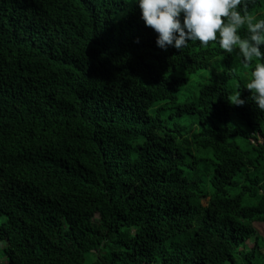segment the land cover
<instances>
[{"label": "trees", "instance_id": "obj_1", "mask_svg": "<svg viewBox=\"0 0 264 264\" xmlns=\"http://www.w3.org/2000/svg\"><path fill=\"white\" fill-rule=\"evenodd\" d=\"M156 35L133 0H0L6 264H264L252 69Z\"/></svg>", "mask_w": 264, "mask_h": 264}, {"label": "clouds", "instance_id": "obj_2", "mask_svg": "<svg viewBox=\"0 0 264 264\" xmlns=\"http://www.w3.org/2000/svg\"><path fill=\"white\" fill-rule=\"evenodd\" d=\"M140 18L156 35V44L182 50L189 42L203 46L217 42L226 53L235 52L245 69L251 68L246 87L256 107L264 111V16L241 6L244 0H133ZM182 16V20H181ZM241 30L247 35L242 36ZM229 102L243 105L238 88Z\"/></svg>", "mask_w": 264, "mask_h": 264}, {"label": "rangeland", "instance_id": "obj_3", "mask_svg": "<svg viewBox=\"0 0 264 264\" xmlns=\"http://www.w3.org/2000/svg\"><path fill=\"white\" fill-rule=\"evenodd\" d=\"M254 226H255V228H256V231H257L259 234H261V235L264 236V223H262V222H257V223L254 224ZM247 245H248L249 247H251V246L253 245V241H252V240L248 241V242H247ZM2 252H3V251H2V246H1V243H0V264H6L5 262H3L4 257H3V255H2Z\"/></svg>", "mask_w": 264, "mask_h": 264}]
</instances>
